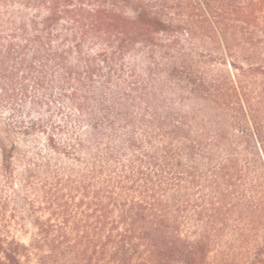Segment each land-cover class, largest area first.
Listing matches in <instances>:
<instances>
[{"label": "trees", "instance_id": "trees-1", "mask_svg": "<svg viewBox=\"0 0 264 264\" xmlns=\"http://www.w3.org/2000/svg\"><path fill=\"white\" fill-rule=\"evenodd\" d=\"M263 181L264 0H0V264H207Z\"/></svg>", "mask_w": 264, "mask_h": 264}, {"label": "rangeland", "instance_id": "rangeland-1", "mask_svg": "<svg viewBox=\"0 0 264 264\" xmlns=\"http://www.w3.org/2000/svg\"><path fill=\"white\" fill-rule=\"evenodd\" d=\"M258 190L261 191L260 186ZM263 197L264 195L261 197L262 201ZM5 198L11 202L7 216H15L9 218L7 226L9 236L29 245L36 231L29 215L28 203L18 186L15 189L6 188ZM259 198L249 195L248 206L255 208L253 209L255 212L246 211L242 215L229 218L224 232L211 237L213 248L207 264H264V202ZM258 204L260 205L256 207Z\"/></svg>", "mask_w": 264, "mask_h": 264}]
</instances>
